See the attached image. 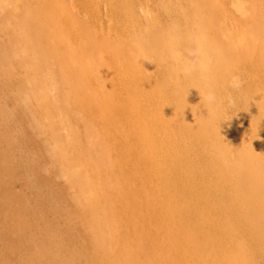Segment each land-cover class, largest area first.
I'll return each mask as SVG.
<instances>
[{
  "label": "rangeland",
  "instance_id": "rangeland-1",
  "mask_svg": "<svg viewBox=\"0 0 264 264\" xmlns=\"http://www.w3.org/2000/svg\"><path fill=\"white\" fill-rule=\"evenodd\" d=\"M18 1L9 0V2H12L11 4L8 2L9 8L8 5H5V7L7 6V10L0 14V19H2V16L4 18L0 21V52L2 53L0 58H3V54L4 56L9 55V57L5 56L8 60H3V62L6 60L5 64L0 61V163L5 160V163H8L9 166H14L15 169L17 168L16 171L18 170L16 172L17 175L13 176L14 178H10V176L8 178V175L3 173L0 168V174L2 173L0 179L3 181H0V184H5L7 187L10 186L8 188L9 190L1 189L3 185L0 187V192H2L0 194V264H34L35 261L37 264H45L48 262L46 259L49 256L52 257L51 255L59 259L58 262L56 261V264H95L99 252L96 250L93 241L92 234H94L93 229H95V226L94 222L90 219L92 216L110 223H106L107 225L102 228L103 233L105 232L107 236V242L109 243L105 245L107 249L104 247L107 256L105 259H109L110 264L112 262L114 264H180L178 260H175L176 255L174 253V247L172 248V245H170L172 243L176 244L173 237H171L175 224L172 221L170 222L165 215L166 209L163 208L166 203H164L163 200L170 199L175 192L170 189V186L168 190L170 193L168 192V194L171 196L169 197L168 195L165 197L167 194H165L163 189L164 186L161 183L160 174L156 173L154 175L152 172L155 168L153 166L154 162H145L143 160L141 147V145H143V134L136 126L137 124L143 123L147 125L152 115L151 109L158 108L157 112L161 113V116H163L165 110L172 112L173 102H170V95L174 86L171 84L174 81H171L174 79H164L166 78V74L163 75L164 69L166 70V66H168L166 63L164 64L161 62L162 64H158L154 56L151 57V55L145 56L142 54H136L134 60L138 65H143L144 69H142V72H140L138 76L133 78L129 75V71L127 72V66L124 63L119 64L113 60L110 50L106 49L107 46L104 45V47H102V45H99L101 48L100 50L99 47H95L94 44L96 42H103V44L109 45V48H111V46L116 47L117 45H114L116 42L119 43V41L129 40L127 38H131V35L139 34L143 31L144 26L150 24V22L151 24L155 22L154 25L152 24L153 26L151 25L152 27L161 24L164 26L171 21V18L174 17L173 15L176 14L177 10H183L182 8H184V5H188L186 4L187 1L184 0L183 5H181L183 0H178L181 6L177 9L178 4L176 0H140L141 2L139 0H47V2L46 0H39L40 3L45 1V3H42L43 6H39V2V4L36 3L38 0H32L30 5L32 14L37 10L36 16L39 20H45V22L43 21L44 24L46 23L48 26L51 25L50 27H52V29L55 28L57 34L59 33L57 36V38L59 37L58 41L62 39L65 43L64 45L61 41L59 42L60 44H58V42L55 44L56 41L55 43L53 42L52 30L50 31V28H47L49 34L45 37L43 35V38H47V41L45 39L47 47L44 45L45 47L41 50L35 44L34 40H36V43L38 41L34 39L36 37L33 30V33L30 35V37L32 36V39L30 38V41H32V48L30 49L22 42L19 43L21 44L19 45L15 43V39L9 38L14 37L13 31L11 32L10 29H2V26H9L10 24H13V27L16 26L14 23L16 24L17 21L13 23V18L15 20L22 19L19 18L22 15L16 13L15 10L12 9L14 5L17 7L15 8L16 10L22 11L21 7L24 0ZM20 1L23 2L21 3ZM217 1L222 2L220 3L221 9L219 8L218 12L215 10L213 11L212 8L209 10L215 21H217L215 22L217 24L216 26H218L217 28H219L217 29L218 32L212 37L213 41L218 44L226 43L225 45L231 43L237 48H239V46L241 47L240 43L243 46L251 45L253 47L255 45V50L258 52L256 51L255 54H252L254 57L250 56L253 64L244 63L242 60L231 61V64H234V66L226 76L223 93H219L218 95L220 90L215 96L216 101H214V103H217H215L214 109L217 111L214 113L213 120L214 118L216 120V117L218 118L216 121L212 120L211 122L214 128H211L213 131L210 133V138L214 143L217 141V143L220 144L222 139L221 136L225 132H230L229 130L233 132L232 129L239 126L240 132L238 133L236 128L233 134H235L236 137L238 136L237 138L240 141H242L243 138V147L246 143L247 145L245 144L246 146L244 148L251 149L249 151L250 153L252 151L251 154L253 156L255 154L257 155L254 156L256 159L262 156L259 160L262 158L264 162V149L263 151L261 149L264 148V129L259 128V132L258 130H254L256 133L254 131L253 133L250 129L252 120L264 122V105L258 104L260 107L257 105L256 110V107L250 108V103L248 104V102L251 101L250 99H252L251 103H255L256 100H261L264 94V35L260 34L261 36H259V38L257 34L254 36L251 34L252 30L254 32V28L256 27L263 31H260L261 33H264V0ZM237 2L238 6L240 5L238 9V6L235 5ZM167 3L169 5L171 3L172 6L170 5V7ZM175 3L177 4V8H174V6L176 7ZM45 6L50 7L46 8ZM158 7L159 9H157ZM161 7H164V9L161 10ZM187 7L189 8V6ZM38 9L43 14H41ZM189 9L191 10V8ZM8 10L12 11L7 15L6 11ZM24 10L26 11V8ZM25 11H23V15ZM214 12H216V15H214ZM190 13L192 12L190 11L188 13L190 15L189 17L192 15ZM70 15L72 16L70 17ZM168 16L170 18H168ZM71 19L74 20L75 23ZM192 23V20L189 18L187 24L190 29L194 26ZM74 26H77L76 28L78 31H75L76 28ZM90 27L92 28L90 29ZM79 30L80 32L82 31L79 33L82 35L77 33ZM84 30L86 31L84 32ZM257 32L259 31H256V33ZM78 36L83 37L78 39ZM245 36L248 37L245 38ZM83 38L86 39L85 41L88 40L87 43L91 42V44H93V40V46L95 48L92 47L91 44L90 47V45L88 46L81 43ZM88 38L91 41H89ZM9 40L14 41L15 44L12 45V42ZM48 40L51 41L48 42ZM77 40H80L81 44L79 45L81 46H78L79 42ZM9 42L11 45L6 46ZM52 42L53 44H51ZM61 43L64 45L63 48ZM15 45L18 46L16 47ZM8 46L15 48L12 49ZM67 46H69L70 49ZM53 47H56V49H54L55 51H52ZM36 48H38V50ZM49 48L52 50H47ZM12 50H17L18 53L21 52V57L20 54H18V57L22 59L18 60V57H12L13 55H10ZM123 51L126 52L124 49ZM50 53L52 56H50ZM72 53L73 55L75 54V56H73ZM185 53L186 54H182L181 56L184 60L187 59L191 63H198L200 61L198 59L199 54H197L196 51ZM39 54H44L43 56L45 58L43 62L40 63L38 70L29 69L30 66H32V64L29 66L30 63L33 62L34 65V63L37 62L36 59L42 57L39 56ZM77 54L78 56H76ZM27 55H29V57H27ZM255 56H257L258 59H256L257 57L255 58ZM72 57H74V59H72ZM102 63L103 66L105 65L104 67L99 65ZM250 64L253 66H250ZM96 65H98V67L100 66L101 69H97L98 67ZM254 65L255 69L252 68ZM105 67L108 68L106 69ZM108 69L110 70L108 71ZM82 71L83 74L81 75ZM28 76L29 80L32 81V84L30 81V85L26 83ZM233 77H238L241 81V87L238 90L229 86V81ZM178 78L180 81L182 80V77ZM24 85L26 87H24ZM20 88L23 90L25 88V92L28 95H32V97L29 96L26 100L27 106L23 105L21 102L26 94L20 90ZM225 89L226 91H224ZM28 91L30 93H28ZM99 93L101 95H99ZM184 93L186 94V92ZM184 93L182 92V96ZM197 94L198 93H195V95ZM130 95H134V101L130 100ZM188 95L187 93V95L183 96L184 99L187 98L185 102L188 100L190 101ZM244 100L246 101L244 102ZM196 102L198 103V101ZM131 103H133V105ZM197 103L195 105L192 104L193 108H196V110L198 108L200 109L199 105V107H196ZM98 105H101V108L98 107ZM162 105H164L166 109L163 108ZM26 109L32 111L29 112ZM198 110L197 112L201 111ZM218 110L221 111V115L218 113ZM135 116L137 117L135 118ZM243 124H245V126ZM167 132H170V129H167ZM250 132H252L254 136H252ZM164 136L165 131L160 132L159 137L153 134L154 139L158 138L162 140ZM213 136L216 138L218 137L217 140ZM145 140L146 138L144 141ZM261 142L263 146L260 145L262 144ZM152 144L151 141L147 142V145H150V147ZM155 144L158 145V143ZM195 146L197 145L194 144L193 147L191 146L192 150L190 151V155L192 156L193 162L195 161L194 164L197 167H201L204 163V157H202L201 153L203 147L201 146V148L198 145L196 148ZM252 148L254 150H252ZM256 149L259 150V152ZM208 151L209 148H207V152ZM152 155H155L156 158L158 157L157 163L160 167L158 160L160 156H164L166 153H163V150H158L155 153L153 152ZM199 157L203 159L201 160ZM89 161L91 162L89 163ZM256 161L258 163V160ZM259 162L262 164L261 160ZM165 166L166 163L163 161L160 168H165ZM167 167H169V169H167ZM167 167L166 171L168 172L166 175L169 176L170 180V177H175L176 173L174 172V174L171 172V166ZM260 167H262L260 170H262L263 174L264 166ZM91 168H93V170ZM168 173H173L174 175H169ZM210 174L211 173L208 174L210 177L211 175L212 177L214 176L213 173ZM79 175H81V177H79ZM82 186L85 188L84 190ZM109 187L110 189H108ZM5 192H12L19 197L21 196V203H15L14 206L6 205L5 201H7V195H5L6 198H3ZM80 193L82 194L80 195ZM90 194L91 201L89 200ZM86 196L88 199L86 198L84 201ZM82 197H84L83 200ZM92 197H94V199ZM77 199L80 200L77 201ZM86 201L93 202L96 205L87 206L84 203ZM102 201L104 203L106 202V204L102 203ZM180 202L184 203V201L181 200ZM6 206H9V208ZM91 207H94L95 211H92ZM28 210H30L29 213H27ZM16 211L18 213H16ZM13 212L15 216H12ZM27 214H31L29 216H32V218L28 217ZM195 215L197 214L193 216ZM198 216H196V218H190L189 215H184V218L180 220L183 227L191 228L193 226L192 228L197 230H193L194 235H199L200 231L198 230L201 229L199 225L202 220L200 217L198 218ZM20 220H25L24 222H27V225L22 229V242L16 241L19 231L17 222ZM91 226L93 228H91ZM158 227L160 229H158ZM204 229L202 232L207 230L206 227H204ZM205 233H208V231ZM108 234H110V236ZM46 235L52 239H48ZM200 236L201 235L197 237L195 235L194 240L196 239V243L200 242L199 245H202L204 239H202V237L200 238ZM50 240H52V242ZM50 242L53 245H51ZM40 244L41 247L39 248ZM113 246L114 248H112ZM48 247H52V250ZM36 248L40 250L45 249L44 251L48 249V257L40 254V252H36L35 255V251H37ZM188 248L191 250L190 246H188ZM39 249L38 251H40ZM52 251L53 254L51 253ZM111 257L113 259H111Z\"/></svg>",
  "mask_w": 264,
  "mask_h": 264
},
{
  "label": "bare ground",
  "instance_id": "bare-ground-1",
  "mask_svg": "<svg viewBox=\"0 0 264 264\" xmlns=\"http://www.w3.org/2000/svg\"><path fill=\"white\" fill-rule=\"evenodd\" d=\"M10 1H12V0H10ZM125 1H127V0H125ZM176 1H177L176 3L178 4V8H177L176 3H175L176 7L174 6V8L179 9V6L183 5L184 0L183 1L181 0L182 1L181 5H179L178 0H176ZM186 1H187L186 4H188L187 6H189V8H191V10L185 5H184V8H182L183 10H181V9L177 10L176 9L177 11L175 10L176 14L173 15L174 17L171 18V21L169 23H166V25H164V26H163V24H161V25L152 27L155 24V22L152 21L153 25L151 24V22H150V24H146V26H144V28H143V31H141V32L139 31L140 32L139 34H135L133 36L131 35L130 36L131 38H127L129 40L119 41V43L116 42L117 44L116 43L114 44V45H117L116 47L111 46V48H109L110 46L107 44H103V42H96L94 44L93 40H92V43L97 48L99 47V45H102V47H104V45L107 46L108 48L106 47V49L110 50V53L112 55L113 60L118 62L119 64L124 63L127 66V72L129 71V75L133 78L138 76L139 73L142 72V69H144L143 65H138L137 62L134 60L136 54H142L145 56L146 55L147 56L151 55V57L154 56V58L156 59V62H158V64L161 62L164 64L166 63L169 67L166 66V70L164 69L163 75L166 74V78H164V79H168V80L174 79L171 81V82L174 81L173 83H171L174 86H173V89H172L171 95H170L171 96L170 102L171 101L173 102L172 112H170L169 110H165L163 116H161L160 115L161 113L157 112L158 108L157 109H151L150 111H151L152 115H151V118L149 117L150 121L148 120L147 125H146V123H143V124H139V125L137 124L136 126H137V128H139V130L143 134V145H141L143 160L145 162H151V161L154 162L153 166L155 168L153 170L152 169L151 170H152L154 175L156 173L160 174V180H161L162 185L164 186L163 189L165 191V194H167L165 197H167L169 195L168 190H169L170 186H171L170 189H172L175 192L172 195L173 198L171 195H169V197L171 196L170 199H168V200L165 199L166 201L163 200L164 203L166 202L164 204V207H163L164 209H166L165 215L170 220V222L172 221L175 224L174 231H172V233H171L172 234L171 237H173V240L176 244H173V243L170 244V245H172V248L174 247V249H175V252H174L176 255L175 260H178L180 264H264V173L262 174V170H260V169H262V167H260V166H264V165H262V164H264L262 158L260 159L262 164H260V162H259L260 161L259 158L262 156H259V158L256 159V158H254V156L256 154L253 156L251 154L252 151L250 153L249 150H251V149H248V148L245 149L244 148L247 145L246 143H245L246 145L244 144V147H243V144H242L243 138L241 137L242 141H240L237 138L238 136L236 137L235 134H233L235 132L234 130L236 128H237V132L238 133L240 132V128L238 125H236L238 127H235L234 129H232L233 132H231V130H229L230 132H225L221 136L222 139L220 138L221 139L220 144L217 143V141L214 143L212 141V139L210 138V135H211L210 133H211V131H213V129H211V128H214L212 126L211 122L213 120L214 113L217 111L214 109L215 103H217V102L214 103V101H216L215 96H216V93L220 90L221 91L218 92V95H219V93H221V94L223 93V89L225 88L224 86H225V82H226V76H227L228 72L234 66V64H231V61L242 60L244 63H252L253 64L252 60L250 59L251 58L250 56L254 57V55H252V54L253 53L255 54L257 50H255L256 49L255 45L253 47L251 45L250 46H243L240 43L241 47L239 46V48H237L236 46H234L231 43L225 45L226 43L225 44H218L215 41H213L212 37L214 36V34H216V32H218L217 29H219V28H217L218 26H216L217 24L215 23L217 21H215V19L212 16L211 11H209V10H210V8H212L213 11L215 10L216 12H218V9L220 8V3H222V2H218L217 0H186ZM8 2H9V0H0V14L4 13V11L7 10L6 9L7 6L5 7V5H8ZM20 2L22 3L23 1H20ZM31 2H32V0H24V3L21 7L22 11H20L18 9L16 10L15 8H17V7H15L12 4L13 5L12 9H14L16 13L22 15L19 17L22 19L21 20H19V19L15 20L12 17L13 23H14V21H17L16 24L14 23V25H16L17 27L16 26L13 27L12 26L13 24L12 25L10 24L9 26H2V29H10L11 32L13 31L14 34L13 33H11V34H13L14 37H12V38L9 37V38L15 39L16 40L15 43H18V44L22 42L27 48H30V49L32 48V41H30V38L32 36L30 37V35L34 32V35L36 37L34 39H37V41H38L36 43V40H34L35 44L41 50L45 46L47 47V44L45 42V39L47 41V38H43V35H44V37L46 35H48L49 33H48L47 28H50L49 30L50 31L52 30V34H53L52 35L53 39H54V40L52 39L53 42L55 43V41H56L55 44H57V42H58V44H60L59 42H61L62 39L60 38L61 41H58L59 37L57 38V36L59 33L57 34L55 28L52 29V27H50L51 25L48 26V25H46V23L44 24L45 20H43L44 21L43 22V21H41V19L39 20V18L36 16V12H37L36 9L37 8L34 9L36 11H35V13L32 14V8L30 6ZM38 2L40 3L39 0L36 1V3H38ZM46 2H47V0H46ZM9 3L11 4L12 2H9ZM42 3H45V1H42L40 3L41 5L39 4V6H43ZM218 3H219V5H218ZM242 4H244V3H242ZM170 5H171V3H170ZM173 5H174V2H173ZM235 5L238 6V2ZM46 6H47V4H46ZM10 7H11V5H10ZM34 7H36V6H34ZM49 7H46V8H49ZM58 7H60V6H58ZM123 7H124V5H123ZM234 7H236V6H234ZM8 8H9V5H8ZM23 8L24 9L26 8V11ZM153 8H155V7H153ZM238 8H240V5L237 7V9ZM157 9H159V7ZM162 9H164V7L163 8L161 7V10ZM167 10H166V12H167ZM10 11H12V10L6 11L7 15L9 14ZM23 11H25L24 15H23ZM38 11H39V9H38ZM190 11L192 12V13H190V14H192L191 17H189L190 15L188 14ZM47 12H49V11H47ZM216 12H214V15H216ZM11 13H13V12H11ZM50 13H51V11H50ZM172 13H174V12H172ZM41 14H43V13H41ZM157 14H155V15H157ZM7 15H6V17H7ZM67 15H69V14H67ZM38 16H39V14H38ZM71 16L72 15H70V17ZM169 16H168V18L171 17V16L170 17ZM189 18L192 20V22H193L192 24L194 25L193 28H191V29L189 28V26L187 24ZM2 19H4L3 16H2ZM2 19H0V21ZM150 19H152V18H150ZM72 21L74 22V20H72ZM3 23H4V20H3ZM56 25L58 26L57 23H56ZM60 26H61V24H60ZM53 27H55V26H53ZM91 28L92 27H90V29ZM60 29H61V27H60ZM83 29H84V27H83ZM220 29H222V28H220ZM252 29H253V27H252ZM32 30H33V32H32ZM76 30L78 31L77 28L75 29V31ZM6 31H8V30H6ZM85 31L86 30H84V32ZM248 31L251 32L250 30H248ZM256 31H259V32L256 33ZM260 31L261 30L258 27H256V28H254V32L252 30L251 34L253 36L257 34L258 37L261 36L262 34L264 35V33H261L263 31H261V32ZM81 32L79 30V32H77V33L79 34ZM253 33H255V34H253ZM79 35H82V34H79ZM83 36H78V39L79 38L81 39V37H83ZM246 37H248V36H245V38ZM49 39H50V37H49ZM85 40L86 39L83 38L81 40V43H84V45L86 44L89 46L91 44V42L87 43L88 40L87 41H85ZM50 41L48 40V42H50ZM77 41L79 42L78 46H81V45H79V44H81L80 40H77ZM82 41H84V42H82ZM89 41H91V40L89 39ZM238 41H240V40H238ZM253 41H254V39H253ZM259 41H260V39H259ZM10 42H12V45L15 44L14 41H10ZM10 42H9V44H6V46L11 45ZM53 42L51 44H53ZM63 43H61V45H63ZM3 44H4V42H3ZM93 44H91L92 47H94ZM243 44H244V42H243ZM19 45H21V44H19ZM64 45H65V43H64ZM64 45L62 46V48L64 47ZM91 45H90V47H91ZM15 46L17 47L18 45H15ZM53 46H55V45H53ZM8 47H10V46H8ZM67 47H69V46H67ZM10 48H12V47H10ZM14 48L15 47H13L12 49H14ZM36 49L38 50V48H36ZM50 49L51 48H49L47 50H50ZM54 49H56V47H53V50L52 49L51 50L55 51ZM69 49H70V47H69ZM99 49L101 50L100 47H99ZM123 49L126 52H124ZM8 50H11V49H8ZM30 51H32V50H30ZM192 51H196L197 54H199L198 59L200 61L198 63H194V62L191 63L189 60H187V59L184 60L181 57L182 54H186L185 52H192ZM20 53H18L17 50H12L10 55H13L12 57L17 58L18 54H20ZM52 53H54V52H52ZM75 53H77V52H75ZM259 53H260V51H259ZM1 54L2 53L0 52V55ZM46 54H47V52H46ZM43 55L39 54V56H42V57L38 56L39 58L36 59L37 62L34 63V65H33V62L30 63L29 66L31 64H32V66H30L29 69L32 68L34 70H36V69L38 70L40 63L43 62V59L45 58ZM72 55H73V53H72ZM5 56L9 57V55H5ZM5 56L3 54V58H0V61H2V63H4V64H5L6 60H8V59H6ZM50 56H52V54ZM73 56H75V54ZM76 56H78V54ZM20 57H21V54H20ZM27 57H29V55H27ZM53 57H52V59H53ZM256 57L257 56H255V58ZM255 58H254V60L256 61V59H258V57L256 59ZM4 59H6L5 62H3ZM17 59L21 60L22 58L19 59V57H18ZM72 59H74V57H72ZM88 59H89V57H88ZM252 64H250V66ZM99 65H102V67L105 66V65L103 66V63L99 64ZM116 65H117V63H116ZM96 66L98 67V65H96ZM99 67L97 69H101V67L100 68ZM252 68L255 69V65ZM260 68H261V66H260ZM109 70L110 69H108V71ZM95 73H98V72H95ZM82 74H83V71L81 72V75ZM98 77H99V75H98ZM178 77H182V80H181L182 83ZM30 81L31 80H29V76H28L26 83L30 85ZM85 81H86V79H85ZM102 81H103V79H102ZM104 81H106V80H104ZM31 84H32V81H31ZM25 85H24V87L27 86V85L26 86ZM18 88H19V86H18ZM20 90H22L26 94L25 98H23L21 100V102L23 103V105L27 106L26 100L29 98V96L32 97V95H28L25 92V88H24V90L20 88ZM102 90H103V88H102ZM29 91H30V89H29ZM29 91H28V93H30ZM224 91H226V89ZM182 92L183 93L186 92V94L184 93L183 96L187 95V93L190 95V96L188 95L190 101L188 100L187 102H185V100L187 98L186 99L183 98ZM195 93H198V94L195 95ZM99 95H101V94L99 93ZM191 95H193V96H191ZM209 95H212L214 97V100L209 101L207 99V97ZM96 96H95V98H96ZM185 97H187V96H185ZM40 99H42V98H40ZM130 100L134 101V95H130ZM250 100L252 101V99H250ZM103 101H105V100H103ZM196 101H198V103ZM245 101L246 100H244V102ZM251 101H249V102L247 101L248 104L250 103L249 107L250 108L256 107V110H257L258 104L264 105V94H263L261 100H256L255 103L254 102L251 103ZM195 102L197 103L196 107L198 105L200 106V109L199 108H198L199 110L197 109L198 111L201 110L200 112H197L196 108H193L192 104L195 105L196 104ZM110 103H111V101H110ZM133 103H131V104L133 105ZM103 104H104V102H103ZM259 105H258V107H260ZM100 106L98 105V107H100ZM108 107H109V105H108ZM162 107L165 108L164 105H162ZM24 108H26V107H24ZM26 110H28V109H26ZM220 110H218V113L221 115ZM31 111H29V112H31ZM254 111H255V109H254ZM218 113H216V114H218ZM111 117H112V114H111ZM136 117L137 116H135V118ZM160 117L163 119H161ZM217 118L218 117H216V120H217ZM114 120H113V122H114ZM216 120L214 118L213 121H216ZM243 125L245 126V124H243ZM243 125H242V127H243ZM250 126H251L250 129L252 130V132L254 130L255 131L258 130V132H259V128L264 129V122H261L258 120H255V121L252 120ZM167 129H170V132H167ZM251 130H249V131H251ZM162 131H165L164 139L160 140L158 138L157 139L153 138V134L156 137H159L160 132H162ZM252 132H250V134H252V136H254V134H253L254 132L253 133ZM214 133H216V132H214ZM215 136H213V137H215ZM257 136H259V135H257ZM145 138H146V140L144 141ZM217 138L215 137L216 140H217ZM263 140H262V142H263ZM148 141H151V144L153 143L151 147H150V145H147ZM155 143H158V145ZM263 143L260 145L263 146ZM194 144L197 145V146H195L196 148L198 147V145H199V147H201V146L203 147V150H201L199 148L201 150L202 157H204V160H203L204 163L202 161L203 164L201 163L202 164L201 167L200 166L197 167L194 164L195 161L193 162V160L191 158L192 156L190 155V151L192 150L191 148L193 147ZM195 147H194V150H195ZM207 148H209L208 152H207ZM261 149L263 151L264 148H261ZM158 150H163V153H166V155L160 156V159L158 160L160 163V167H161L163 161L166 163L165 168H160L158 166V163H157L158 157L156 158L155 155H152L153 152L155 153ZM252 150H254V149L252 148ZM257 151L259 152V150H257ZM260 153H262V152H260ZM201 160H199V161H201ZM256 160H258V163ZM90 162L91 161H89V163ZM259 164H260V166H259ZM91 165H93V164H91ZM204 165H205V167H204ZM167 166H171L172 171L171 170L170 171L173 173L174 172L176 173L175 177H170V180H169V176L166 175L168 172V171H166ZM94 167H96V166H94ZM0 168H1V171L3 173L8 175V178H9V176H10V178H14L13 176L17 175V173H16L18 171V170L16 171L17 168L15 169L14 166L13 167L9 166L8 163H5V160H3V162L0 163ZM91 169L93 170V168H91ZM167 169H169V167H167ZM209 173H211V174L213 173L214 176L212 177V175L210 174L211 175V177H210L208 175ZM172 174H169V175H172ZM79 177H81V175H79ZM171 178H172V180H171ZM0 181H1V179H0ZM1 182H3V181H1ZM10 182H11V180H10ZM10 182H8V183H10ZM98 183H99V181H98ZM116 183H118V182H116ZM106 185H108V184H106ZM0 187H1V189L7 190L10 186L7 187L5 184H0ZM84 189L85 188L83 187V190ZM97 189H96V191H97ZM108 189H110V187ZM10 191H11V188H10ZM1 193L2 192H0V194ZM81 194L82 193H80V195ZM85 194H86V192H85ZM87 194H88V192H87ZM94 194H95V192H94ZM5 195H7V198ZM4 196H3V198L7 199V201L4 200L6 202L5 203L6 205L14 206L15 203H19V202L21 203V196L19 197V196H17V194H13L12 192L11 193L5 192ZM90 197H91V194L89 196V200L91 201ZM83 198L84 197H82V200H83ZM86 198L88 199V197L86 196L84 198V201ZM92 198L94 199V197H92ZM98 198H99V196H98ZM96 199H97V197H96ZM78 200H80V199H77V201ZM180 200L184 201V203H181ZM106 202H108V201H106ZM106 202L104 203L102 201V203H104V204H106ZM84 203L87 206L88 205H91V206L96 205L93 202H89V201H86ZM97 204L99 205L98 202H97ZM9 206L8 207L6 206V207L9 208ZM102 206H103V204H102ZM18 209H20V208H18ZM91 210L93 211L94 207H91ZM18 211H20V210H18ZM29 211L30 210H28L27 213H29ZM16 213H18V212L16 211ZM191 214H192V216H191ZM194 214H197V215L193 216ZM13 215H14V212H13L12 216ZM29 215H31V214H29ZM29 215H28V217H30ZM184 215H186V216L189 215L190 218L191 217L196 218V216L199 215L198 218L199 217L201 218V220H202L201 224L198 223V224H200L199 227L201 229L198 231H200V233H199V235H201L200 238L202 237V239H204V242L202 245H199L200 242L196 243L197 242L196 239H195L196 241L194 240V236L196 235L198 237L199 235H197V234L194 235L193 230L195 228L193 229L192 228L193 226L191 227L192 229L189 227L186 228L185 226L184 227L182 226V224H181L182 222L180 220H181V218H184L183 217ZM30 218H32V216ZM97 218L96 217L94 218V216H92L90 218L92 220V222H94V226H95L94 227L95 229H93L94 234H92L93 239H94L93 240L94 245H95L96 250L99 252L97 261L95 259L96 263L95 262L94 263L95 264H110L109 259L108 260L105 259V258H107V256H106V250L104 249L105 245L109 244V243L107 242L108 240H107V236H106L105 232L103 233V231H102L103 230L102 228L105 225H107L106 223H109V222H106V221L104 222V220H101L99 218L97 219ZM16 219H18V218H16ZM24 221L25 220H20L19 222L16 221L17 227L19 230L17 237H16V241H18V242L23 241L22 229L27 225V222H24ZM28 222H30V221H28ZM190 222H192V221H190ZM204 227H206V229H207L206 231H208V233H205L206 231L202 232ZM91 228H93V227L91 226ZM91 228H90V230H91ZM158 229H160V228L158 227ZM108 235L110 236V234H108ZM46 237H48V236L46 235ZM49 238L50 237H48V239ZM50 239H52V238H50ZM197 239H199V238H197ZM50 241L52 242V240H50ZM51 242H50V244H51ZM161 242H162V240H161ZM44 245H43V247H44ZM51 245H53V244H51ZM48 246H50V245H48ZM185 246H187V247H185ZM188 246L191 247V250H189ZM40 247H41V244H40L39 248ZM56 247H57V245H56ZM48 248H50V247H48ZM51 248H50V250H52ZM112 248H114V246ZM38 249H37V251H35V255H36V252H40V254H43V255L48 257V251H47L48 249L46 251H44L45 249L43 250L42 248H41L42 250L39 249L40 251H38ZM53 250H54V248H53ZM51 253L53 254V251ZM38 255H39V253H38ZM51 256L52 257L49 256L47 258L48 260L46 259V261H48V262H46V261L45 262L47 264H56V261L58 262L59 259L53 257V255H51ZM41 257H42V255H41ZM56 257H58V256H56ZM111 259H113V258L111 257ZM33 262H34V260H33ZM35 262H34V264H37ZM110 262H112V261H110ZM62 264H64V263H62Z\"/></svg>",
  "mask_w": 264,
  "mask_h": 264
},
{
  "label": "clouds",
  "instance_id": "clouds-1",
  "mask_svg": "<svg viewBox=\"0 0 264 264\" xmlns=\"http://www.w3.org/2000/svg\"><path fill=\"white\" fill-rule=\"evenodd\" d=\"M229 86L235 90H238L241 87V81L239 80L238 77H233L230 81H229ZM207 99L209 101L214 100V97L212 95H209L207 97Z\"/></svg>",
  "mask_w": 264,
  "mask_h": 264
}]
</instances>
